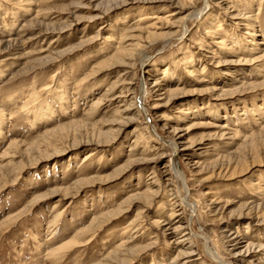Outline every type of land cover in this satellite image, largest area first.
Returning a JSON list of instances; mask_svg holds the SVG:
<instances>
[{"label": "rangeland", "instance_id": "374dc122", "mask_svg": "<svg viewBox=\"0 0 264 264\" xmlns=\"http://www.w3.org/2000/svg\"><path fill=\"white\" fill-rule=\"evenodd\" d=\"M245 1L0 0V264H264V0Z\"/></svg>", "mask_w": 264, "mask_h": 264}, {"label": "bare ground", "instance_id": "6f19581e", "mask_svg": "<svg viewBox=\"0 0 264 264\" xmlns=\"http://www.w3.org/2000/svg\"><path fill=\"white\" fill-rule=\"evenodd\" d=\"M243 1H244V0H243ZM246 1H248V3H249V1L251 2L252 0H246ZM246 1H245V2H246ZM251 4H253V3H251ZM249 6H250V5H249ZM250 7H251V6H250ZM206 10H207V7H206ZM248 10H250V9H248ZM198 12H200V11H198ZM193 14H194V13H193ZM139 19H140V18H139ZM187 19H188V18H187ZM249 19H250L251 22L253 21V19H252L251 17H250ZM196 20H197V19H196ZM220 25H221V24L219 23V27H220ZM251 25H252V27L254 26V24H251ZM248 27H249V26H248ZM185 30H186V29H185ZM218 30H219V29H218ZM183 33H184V32H183ZM219 34L222 36V38L219 39L218 43H219V44H222L223 46H227V49H228L229 46H228L227 43L224 41V38H225L224 36H225V34H224V33H219ZM252 36H254V35H252ZM182 37H183V36H182ZM248 42H249V44L253 45L251 41H248ZM235 43H237V44L239 43V44H240V40H236ZM161 47H162V46H161ZM222 48H223V47H222ZM233 48H235V47H233ZM238 48H240V47H239V46L236 47V50H237ZM247 49H249V48H247ZM247 49H246V50H247ZM250 49H251V48H250ZM244 50H245V47H244ZM230 51H231V50H230ZM240 52H241V51H240ZM228 53H229V52H228ZM242 53H244V52H242ZM244 54H246V53H244ZM217 55H219V53L216 54V56H217ZM231 55H234V53H232ZM231 55H230V56H231ZM190 57H191V56H190ZM220 58H221V57H220ZM127 59H128V58H127ZM186 59H187V58H186ZM219 61H220V63H221V62H222V63H228V62H229V61H223V60H221V59H219ZM240 62H241V61H240ZM132 63H133V62H132ZM131 66H132V65H131ZM186 70H189V69L186 67ZM172 83H174V82H172ZM243 85H244V84H243ZM143 88H144V87H143ZM177 89H178V88H177ZM142 90H143V89H142ZM237 90H238V88L234 89V91L231 92V93H233V94H234V93L239 94V91H240V90H238V91H237ZM143 92H145V89L143 90ZM237 92H238V93H237ZM242 92H243V91H242ZM34 101H35V100H33V99L30 98L28 101H26V103H25L26 105H25V106H27V105L30 106V104H33V105H34V104H35ZM140 102H141V101H140ZM39 107H40L39 104H35V105H34V109H36V111H37L38 109L42 108V113H44V114H42L43 116L49 114V113H48V114L46 113L47 110H50V111H51L50 114H54L53 109H51V108H50V109H46V108H43V107H40V108H39ZM130 107H131V106H130ZM25 108H26V107H25ZM145 109H146V108H145ZM260 109H262V111L264 110V108H261V107H260ZM128 110H130V108L127 109L125 112H127ZM33 111H34V110H33ZM181 112H182V111H180V113H181ZM182 114H185V113L182 112ZM4 116H5L4 111H3V110H2V111L0 110V123L3 121ZM46 119H48V116H46ZM259 124H260V123H259ZM260 125H261V124H260ZM221 128H224V129H225L226 127L224 126V127H221ZM177 129H178V128H177ZM177 129H176V130H177ZM176 130H175V132H176ZM153 131H155V128H153ZM222 131H223V130H222ZM222 131H221L222 135L225 134V133H223ZM235 132H236V131H235ZM235 132H234V133H235ZM156 133H157V132H156ZM261 133H262V130H261ZM157 134H158V133H157ZM175 134H176V133H175ZM235 134H237V133H235ZM176 137H177V136H176ZM235 138H236V137H235ZM177 139H178V138H177ZM177 139H176V140H177ZM178 140H180V139H178ZM172 143H173L172 147H173V149L175 150V154H176V155H174V156H175L174 159L172 158V159H170V160L172 161V162H171L172 165H173L172 168L175 169V172H177L176 170L178 169V166H180V164H179L178 161H177V160H178L177 157H178V152H179L178 149H179V148L177 147L176 142H172ZM187 147H190V146H187ZM177 148H178V149H177ZM254 150H255V149H254ZM98 153H99V152H98ZM260 160H261V159H260ZM262 160H263V159H262ZM262 160H261V161H262ZM259 162H260V161L258 160V163H259ZM245 168H246V167H245ZM246 170H248V169H246ZM178 171H180V170H178ZM241 171H242V170H241ZM177 173H178V172H177ZM181 175H182V174H181ZM182 176H183V175H182ZM148 191L151 192V193L154 192L152 187H149ZM152 191H153V192H152ZM137 195H138V194H134V196H133L132 198H129V199L127 200V202H129V203L132 202L133 198L136 197ZM143 195H144V194H143ZM153 195H154V197H155V196L157 195V192H156V193H153ZM154 197H153V199H154ZM130 200H131V201H130ZM180 201H181V200H180ZM120 204H121V203H120ZM123 204H124V202H123L121 205H119V207L117 208V210H115V212H114L115 214H113V216H115L116 214H120V213H122L123 211H125V210H124V207H123ZM148 206H149V205H148ZM150 206H151V205H150ZM259 207H260V206H259ZM259 207H258V208H259ZM174 214H176L175 211H173L171 215H174ZM259 214H260V211H259ZM106 215H107V213H106ZM262 215H263V212H262ZM119 216H120V215H119ZM107 217H108V216H107ZM111 217H112V216H111ZM111 217H110V218H111ZM116 217H117V216H116ZM260 217H261V216H260ZM263 218H264V217H263ZM95 219H96V218H95ZM104 219H106V217H105ZM101 221H102V220H101ZM136 221H137V220H136ZM103 222H104V221H103ZM106 222H107V221H106ZM134 222H135V221H134ZM134 222H132V223H134ZM93 223H95V222H93ZM157 223L160 225L159 222H157ZM181 228H182V226H180V225H179V226H176V227L174 228V230H173L174 236H175V234H177V230H179V229H181ZM187 235H188V234H187ZM185 236H186V235H185ZM175 237H176V236H175ZM178 240H179V241H178ZM182 240H183V238L180 239V238H177V237H176V239L174 240V244H175V242H177V243L179 244ZM184 240H185V239H184ZM75 241H76V240H75ZM76 243H80V242H79V241H78V242L76 241V242L73 243L72 245H74V244H76ZM128 243H129V242H128ZM123 244H125V242H124ZM69 245H70V244H69ZM72 245H70V246H72ZM70 246H68V245H67V246H64V247H62V249H66V248H68V247H70ZM246 248H247V247H246ZM62 249H61V250H62ZM120 249L122 250V248H120ZM248 249H249V247L247 248V251H248ZM124 250H125V248H124ZM127 251H128V250H127ZM120 253H121V252H120ZM183 253H184V252H183ZM185 253H186V252H185ZM121 254H122V253H121ZM125 255H126V254H125ZM121 256H122V255H121ZM179 256L181 257V255H179ZM215 261H217V259H216ZM123 262H125V260H123ZM219 264H221V263H219Z\"/></svg>", "mask_w": 264, "mask_h": 264}]
</instances>
